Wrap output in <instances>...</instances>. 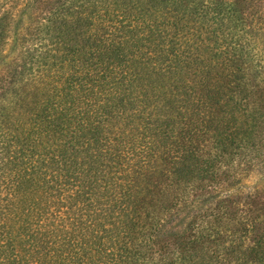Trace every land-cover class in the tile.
<instances>
[{
    "label": "trees",
    "instance_id": "trees-1",
    "mask_svg": "<svg viewBox=\"0 0 264 264\" xmlns=\"http://www.w3.org/2000/svg\"><path fill=\"white\" fill-rule=\"evenodd\" d=\"M255 1L51 2L0 80V264H264V203L224 192L264 154L227 37Z\"/></svg>",
    "mask_w": 264,
    "mask_h": 264
},
{
    "label": "rangeland",
    "instance_id": "rangeland-1",
    "mask_svg": "<svg viewBox=\"0 0 264 264\" xmlns=\"http://www.w3.org/2000/svg\"><path fill=\"white\" fill-rule=\"evenodd\" d=\"M54 1L64 2L65 0H4L0 9V80L6 76L7 68L16 62L17 51L22 44L25 46V43H28L34 47L38 45L37 43L43 42L40 40L43 39V19L51 11V2ZM253 5L256 6L261 18L257 37L245 30L236 31L227 37L229 43H234L233 47L244 52L248 59V67L243 69L245 79L264 87V0H257ZM225 31L224 34L228 32V30ZM261 92V95L256 96V101L264 105V91L261 90ZM254 132L259 141L262 140L261 143L264 144V126L257 125ZM261 157L263 159L255 160L252 169L247 172L242 171L245 169L244 163L246 161L250 163L252 158L243 154L235 158L232 165L233 170L240 173L238 174L239 183L233 187L225 186V194L235 197L251 196L253 205L264 203V154ZM227 169L231 168L228 166ZM227 169L224 168L228 171ZM182 220H186V216H181ZM181 221L174 222L173 227L177 229L182 225Z\"/></svg>",
    "mask_w": 264,
    "mask_h": 264
}]
</instances>
